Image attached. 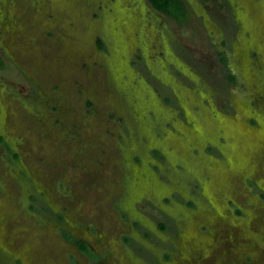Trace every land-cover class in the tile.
I'll return each instance as SVG.
<instances>
[{"label": "rangeland", "instance_id": "obj_1", "mask_svg": "<svg viewBox=\"0 0 264 264\" xmlns=\"http://www.w3.org/2000/svg\"><path fill=\"white\" fill-rule=\"evenodd\" d=\"M185 2L0 0V264H264V0Z\"/></svg>", "mask_w": 264, "mask_h": 264}, {"label": "trees", "instance_id": "obj_2", "mask_svg": "<svg viewBox=\"0 0 264 264\" xmlns=\"http://www.w3.org/2000/svg\"><path fill=\"white\" fill-rule=\"evenodd\" d=\"M150 5L164 13L165 15L174 18L177 21H184L187 16L189 9L187 7V4L185 0H147ZM223 59L226 60V55L223 54ZM2 63V56L0 55V65ZM229 77L231 79H235V76L233 74H229ZM78 246L86 251L90 252L89 247L86 245L84 241L78 240L77 241Z\"/></svg>", "mask_w": 264, "mask_h": 264}, {"label": "bare ground", "instance_id": "obj_3", "mask_svg": "<svg viewBox=\"0 0 264 264\" xmlns=\"http://www.w3.org/2000/svg\"><path fill=\"white\" fill-rule=\"evenodd\" d=\"M133 46V45H132Z\"/></svg>", "mask_w": 264, "mask_h": 264}]
</instances>
